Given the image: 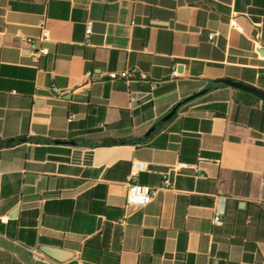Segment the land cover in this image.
Returning a JSON list of instances; mask_svg holds the SVG:
<instances>
[{
  "label": "crops",
  "instance_id": "0c3cea01",
  "mask_svg": "<svg viewBox=\"0 0 264 264\" xmlns=\"http://www.w3.org/2000/svg\"><path fill=\"white\" fill-rule=\"evenodd\" d=\"M224 79L264 91V0H0V142L21 138L0 148V241L23 264H264V102ZM128 182L161 190L133 211Z\"/></svg>",
  "mask_w": 264,
  "mask_h": 264
},
{
  "label": "built area",
  "instance_id": "2783aa9c",
  "mask_svg": "<svg viewBox=\"0 0 264 264\" xmlns=\"http://www.w3.org/2000/svg\"><path fill=\"white\" fill-rule=\"evenodd\" d=\"M92 25H93L92 22L88 23V27H87L88 36H90L92 33ZM231 26L239 31H242L236 19H233L231 21ZM41 28H42V34L38 41L40 43H44V42L49 41L50 31L45 25V23H42ZM216 37H217L216 33L211 34L210 41L211 42L215 41ZM28 42L32 44L33 46V50L31 52L32 60L34 64L37 65L40 63L42 58H44L45 56L49 54L48 49H46L45 47L37 48L36 46L37 40L28 39ZM172 75L173 77H178L180 75L178 72L177 66L174 67ZM109 77L112 80L119 79V78L134 79V78H139L140 75L137 70H127L121 73H116V72L111 73ZM141 77L146 78L145 75H141ZM55 92L60 93L59 89L57 88L55 89ZM133 100H136V98H134ZM69 121L70 122L73 121V117H70ZM185 167H186L185 164H179L176 167L171 168L170 171L179 172L181 169ZM127 186H128V189H127V194H126V206L129 210H133V211H139L147 207L158 196L161 190V189L151 188L149 186L140 185L135 182H128ZM162 188L163 189L172 188V183L170 182L169 178H165ZM223 214H224V211L222 209L221 210L218 209L216 211V215L214 217V223L217 226L224 225V221L222 219Z\"/></svg>",
  "mask_w": 264,
  "mask_h": 264
},
{
  "label": "water",
  "instance_id": "95a60500",
  "mask_svg": "<svg viewBox=\"0 0 264 264\" xmlns=\"http://www.w3.org/2000/svg\"><path fill=\"white\" fill-rule=\"evenodd\" d=\"M221 82L227 86L233 87L235 89L241 90L243 92L249 93L259 100L264 102V91L261 89H258L254 86L247 85L245 83L234 81L230 79H224L221 80ZM210 89H204L201 92L185 99L184 101L180 102L178 105L174 107V109L164 118V121L170 120L178 111V109L185 103L190 102L204 94H206ZM41 250L52 257L53 259L60 261V262H66L74 257V253L68 250H65L63 248L53 247V246H42Z\"/></svg>",
  "mask_w": 264,
  "mask_h": 264
},
{
  "label": "trees",
  "instance_id": "16d2710c",
  "mask_svg": "<svg viewBox=\"0 0 264 264\" xmlns=\"http://www.w3.org/2000/svg\"><path fill=\"white\" fill-rule=\"evenodd\" d=\"M255 99H257L258 101H260L258 98L255 97ZM21 142V138L18 139H14V140H9L6 142H0V148H4V147H11L14 145H17ZM136 141H130V140H108L105 141L103 144L104 145H108V146H112V145H122V144H130ZM41 243L43 245H51V246H58V247H62L61 243L58 241H53V240H48V239H42ZM1 247L4 248V250H1ZM16 254V255H15ZM25 254L19 252L17 249L13 248L11 245L0 241V264H23L22 260H24L25 258ZM28 260V258H27ZM27 264H29V260L28 262L26 261ZM68 264H76L75 262H70Z\"/></svg>",
  "mask_w": 264,
  "mask_h": 264
}]
</instances>
